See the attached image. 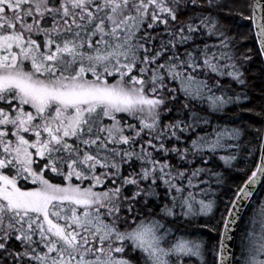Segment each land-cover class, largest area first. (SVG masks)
Segmentation results:
<instances>
[{
    "label": "snow or ice",
    "instance_id": "obj_1",
    "mask_svg": "<svg viewBox=\"0 0 264 264\" xmlns=\"http://www.w3.org/2000/svg\"><path fill=\"white\" fill-rule=\"evenodd\" d=\"M0 264H264V0H0Z\"/></svg>",
    "mask_w": 264,
    "mask_h": 264
}]
</instances>
